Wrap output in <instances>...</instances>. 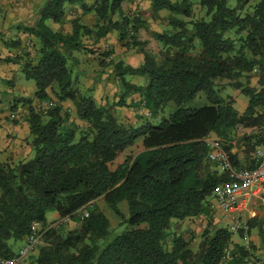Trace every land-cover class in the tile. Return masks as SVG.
Returning <instances> with one entry per match:
<instances>
[{
	"label": "trees",
	"instance_id": "obj_1",
	"mask_svg": "<svg viewBox=\"0 0 264 264\" xmlns=\"http://www.w3.org/2000/svg\"><path fill=\"white\" fill-rule=\"evenodd\" d=\"M127 1L89 5L87 0H48L35 25L23 28L36 40L35 56L18 58H25V76L36 84L34 99L40 104L56 99L59 105L40 109L33 98H15L28 107L33 157L0 162V262L17 255L10 243L24 242L33 223L46 231L32 264H245L252 253L238 245L233 258L224 262L233 236L227 227L205 229L197 252L191 240L169 230L175 220L208 218L209 200L228 181L225 173L209 172L216 164L208 160L207 141L213 133L223 140L222 148L236 167L243 166L231 153L238 127L257 129L242 144L248 166L249 155L264 147V0H201L206 17L199 20H193L192 0H152L154 11L170 13L169 29L152 32L163 47L162 60L147 49L148 41H140L145 23L124 13ZM77 5L95 13L93 26L79 18L69 33L48 25H63L68 7ZM112 32L122 46L138 50L144 63L139 68L122 60L107 63L104 57L110 58L111 51L101 53L100 75H113L119 86L118 101L106 105L93 88L78 87L76 55L87 50L85 38L97 42ZM2 45L20 48L21 40H4ZM256 72L259 89L252 86ZM221 82L248 99L244 113L235 108L234 99L222 95ZM200 93L209 105L186 109ZM134 95L152 120L169 103L176 110L158 124L151 120L128 127L116 108L137 107L127 103ZM66 102L75 107L76 120L87 124L85 130L71 120L73 111L64 108ZM124 202L127 213L120 208ZM50 212L60 221L73 220L75 227L51 226ZM110 216L117 218V227L126 226L112 239ZM249 225L259 229L264 243V218Z\"/></svg>",
	"mask_w": 264,
	"mask_h": 264
},
{
	"label": "crops",
	"instance_id": "obj_2",
	"mask_svg": "<svg viewBox=\"0 0 264 264\" xmlns=\"http://www.w3.org/2000/svg\"><path fill=\"white\" fill-rule=\"evenodd\" d=\"M27 0H0V32L6 29H10L13 27L15 24V20L19 21L17 25V30L13 29L16 38L21 40V46L20 48L15 49V52L10 54L9 50H6L2 47H0V62H1V70H0V162H13V163H18L19 161H25L28 159H31L33 157V152L32 149L28 143V139L30 137V124L28 122V107L23 103V102H16L15 98H33V106L36 108H40L41 104L39 101L34 99L35 93L37 91L36 86L28 85L24 80L21 81V79H18L19 81H15V75L16 73L19 74L17 78H26L21 77L20 75V69L23 71L22 65L20 66L17 63H12L9 62L7 64L6 59H12V58H20L24 53H30L31 55H34V49L33 46L36 43V40L30 36L29 34L25 33L23 30L24 27L27 26H33L39 19V12L35 13L37 8L39 6H42L45 3L44 1L37 2L35 4L34 2L30 4ZM90 2V1H88ZM26 3V5H25ZM92 5V4H91ZM25 6H28L25 8ZM44 6V5H43ZM123 11H124V5H123ZM81 15L80 17H83V20L85 21L84 24L86 26H93L95 24L96 18H95V13L94 12H89L85 13L84 11L80 10ZM14 17V21H13ZM66 23V22H65ZM59 25V24H54L52 25V28L55 31H63L65 33H69L72 31V28L70 26L68 27L66 24ZM116 37V33L112 32L108 34L105 38L97 41L96 43L92 42L91 40H87L85 43L86 49H93V50H98V49H104L105 46L108 43H105V41L109 37ZM104 45V47H103ZM108 46V45H107ZM121 45H117V47ZM100 49V50H101ZM123 52H126L125 48H121ZM89 53H84L83 51L79 54L76 55V57L79 59L80 64H79V70L78 73H75V78L78 79V83L80 88L85 87V88H93L94 89V96L97 98V92L102 91L106 92L105 93V99L108 98L107 96L108 93H110L109 97L112 99L115 97V92L112 91V88H108V85L106 82L103 83L102 79H91V77H106L108 76L109 78L106 80L109 84L115 85L116 81L113 75L111 74H102L100 75L99 71L95 72L97 70L95 67H93L91 63L92 60L95 61V56L91 54L90 51ZM134 55V56H133ZM35 56V55H34ZM127 58L122 59L123 61L127 62V64L139 68L143 65L144 63V57L143 55L139 54H133L129 53L127 54ZM22 60V59H21ZM25 60V58L23 59ZM22 60V61H23ZM12 61V60H11ZM18 71V72H17ZM131 81H136L137 79L139 80L138 77H133L130 78ZM13 80V81H12ZM12 81V82H11ZM21 81V82H20ZM102 81V82H101ZM113 82V84H112ZM136 83V82H133ZM102 85H107L105 88L101 87ZM137 84V83H136ZM29 87V89H28ZM101 92V93H102ZM239 92V91H238ZM240 93V92H239ZM238 93V95H239ZM238 95H231L236 103L235 106H237V102L241 103L239 112L244 113L246 111V108L248 106V99H241ZM241 96V95H240ZM9 99V100H8ZM98 100V98H97ZM102 99H99V102ZM106 102V101H105ZM104 104V102H102ZM63 105L67 107H73L71 111H73V115H75V107L70 103L66 102ZM24 106L23 108H21ZM15 108V109H14ZM25 109V110H23ZM18 116V119L15 120L14 117ZM74 117V116H73ZM77 124H79L81 121L78 122L75 121ZM257 132V129H251L247 130L244 129L243 127H238L235 131H233V146L231 149V153L233 155H237L238 161L241 165L243 166H248L250 161L248 162L245 158L247 153L245 152V147L242 145L244 142L240 143V140L247 135V138H249L250 135L255 134ZM246 138V139H247ZM245 139V140H246ZM209 144L210 148V143L209 140L207 141ZM213 144V143H212ZM211 149V148H210ZM210 154V150H209ZM253 154H250L251 156ZM208 160H209V155H208ZM213 163V162H212ZM215 163V162H214ZM218 164V163H216ZM242 166V167H243ZM240 167V168H242ZM219 172H221L220 169H217ZM212 203V209L215 211L219 212V214L223 215L224 219L229 222L230 218L228 215L222 211H220L216 205L215 199L213 197ZM255 210V209H254ZM258 212V210H257ZM260 214V212H258ZM257 214V215H258ZM56 220L59 219V215L56 213L55 214ZM258 216H255L253 219L257 218ZM201 219H206V217H200L196 219H189L184 222H178L177 224V230L179 231V235H183L184 238H186V234H195V233H200L201 228L199 225V220ZM252 220V219H251ZM256 228H253L250 233V238L248 241H245L244 239H241L238 235H233L231 238L232 241V250H237V246H241L246 248V250L251 251L250 257L247 258L248 261H246L245 264H250L251 257L254 254V249L247 248L248 243L250 245H263L264 243L261 242L259 233L257 232L256 235H254V231ZM25 242V241H24ZM23 242V245H24ZM248 242V243H247ZM261 246V249H264V247ZM198 249V248H197ZM198 251V250H197ZM195 251V252H197ZM259 253H262L264 255V250ZM264 259V256L262 257L261 261ZM261 263V262H260ZM257 263V264H260Z\"/></svg>",
	"mask_w": 264,
	"mask_h": 264
},
{
	"label": "rangeland",
	"instance_id": "obj_3",
	"mask_svg": "<svg viewBox=\"0 0 264 264\" xmlns=\"http://www.w3.org/2000/svg\"><path fill=\"white\" fill-rule=\"evenodd\" d=\"M27 1L30 4H32L33 2L35 4H37V2H40V1L42 2L44 0H27ZM27 1H26V3H27ZM47 1L48 0H45V3ZM88 1H90V2H88ZM95 1L96 0H87L89 5L94 4ZM172 1H177V0H172ZM200 1L201 0H192V2L194 3V9H195V14H194L195 18L193 20H199V19H202V18L206 17V11L201 8ZM256 2H257V0H256ZM26 3H25V5H26ZM45 3L43 5H45ZM253 3H255V2H253ZM231 4L234 5L235 2L233 1V2H231ZM43 5L39 6L35 13L40 12V10L43 8ZM27 7L28 6H25V8H27ZM80 10H82V8L79 5L73 6V7H68V16H67V20H66L67 24L65 23L68 27L70 26V28H72L73 20L78 19V18L80 19L81 23L84 24L85 21L83 20V17H80V15H81ZM124 13L129 15V16H131V18H136V17H140L141 18L142 22L145 23V27L140 31L139 39L142 42H144V40L148 41L149 44L147 46V49H149L151 52H153L157 56L158 60H162L163 59V56H162L163 47H162V45H160L157 42L156 39H154V37L152 36V32H164V31L169 29V27H168V16H169L170 13L167 12V11H160V12L154 11L153 8H152V0H129V1H127L124 4ZM115 18L119 19V16L117 15ZM13 21H14V17H13ZM18 22L19 21L15 20V22H14L15 24L13 25L12 28L6 29V30H3L2 32H0L1 33V35H0V47L4 48L6 50H9L10 54L11 53L13 54L15 52V49H17V48H14V49L13 48H5L2 45V41L6 40V41L10 42L11 40H14L16 38L15 34H13L14 33L13 29L17 30ZM48 25L52 27V25H54V24H52L49 21ZM87 40H91L92 42L96 43V41H94L92 38H85V42ZM105 43H108L107 44L108 46L106 45L104 49L100 48L101 50L100 49H98V50H93V49L83 50L84 53H89L88 51H92L91 54L95 56V61L92 60L91 63H90V64L93 65V67H95L97 69V70H95V72L101 70L100 59H101V57H103L101 55V53H107L108 51H111L112 56L110 58L104 57V59L106 60L107 63H109V61H111L112 59H115L116 61H121L122 59L127 58L128 57L127 54L129 55V53L142 55V54L138 53V50H128L127 48L122 46L123 44L119 42L117 33H116V37L113 38V37L110 36L105 41ZM117 45H121L120 48H119V46L117 47ZM103 47H104V45H103ZM121 48H125L126 52H123L121 50ZM32 56H34V55H32ZM22 60L18 59V58H12V59L7 58L6 62H7V64H9V62H12L14 64L17 63L20 66L22 65V67H23L24 60L23 61ZM125 63L127 64V62H125ZM1 69L2 68H1V62H0V70ZM78 70H79V67H77L75 69L76 74L78 73ZM19 71H20L21 77H25L24 74H23L24 72H22L21 69ZM18 76H19V74L16 73L14 82L15 81L17 82V81H19L18 79H21V81L24 80L28 85L30 84L32 86H36V84H35V82L33 80H28L27 78H17ZM93 78H95V79H100L101 78L103 83L106 82V84L108 85V88H109V85H110V88H112V91H116L115 92V97H113L112 99L109 98V97L112 96V95L110 96V93H108V95H109V96H107L108 98L105 99V93L106 92H102V91L97 92L98 101L101 98L102 99L101 101L104 102V104H106V105H108V104L112 105V104L116 103L118 101V93H119L118 84L111 85L110 82L108 84V82L106 81L109 78L108 76H106V77H91V79H93ZM128 79L131 81L130 77ZM243 81L246 82V80H243ZM133 82H136L138 84H143V83H145V80L142 79V78H139V80L137 79L136 81H133ZM112 84H113V82H112ZM107 85H102L101 84V87L105 88ZM221 85L225 86V88L223 89V92H222V95L224 97H226L228 99H234L231 95H233V94L234 95H238V93H239L238 90H235V89H233V87L229 86L228 82H221ZM252 86L256 87L257 89H259V75H258L257 72L254 75H252ZM28 89H29V87H28ZM238 96L241 99H246L240 93H239ZM234 101H235V99H234ZM140 102H141V100H140L139 95H134V96H132L131 98H129L127 100V103L129 105L135 104V105H137V107L129 106V107L116 108V110H118L120 112L119 114L117 112V116L119 117L121 122L126 124V126H128V127H139L141 125H145L147 122H150L152 120L153 117H152V115H149L150 114L148 112L149 110L147 108H145L143 105H140ZM235 103H236V101H235ZM56 105H59V103L57 102L56 99H53V101L42 103L40 109H48V108L55 107ZM208 105H209V102L207 101L206 96L204 95V93H200V94L197 95V97L193 101L187 103L185 105V108L188 109V110H193V109H200V108L208 106ZM240 105H241V103L237 102V106H235V108L237 110L240 109L242 107V105H241V107H240ZM63 106H64L65 109H69V110L70 109L72 110V108H73V107L71 108L70 106L69 107H67L65 105H63ZM23 107L24 106H22L21 108H23ZM23 110H25V109H23ZM175 110H176V105L174 103H169L163 109V111L158 114V116H157L158 118L153 119L151 122L155 123V124H158V123H160L162 121L163 118H169V115L171 113H173ZM71 120L77 121L75 115H71ZM78 122H79V120H78ZM78 125L81 128H83L84 130L88 127L87 124L85 122H83V121H81ZM208 140H209V142L215 141V142L219 143L221 149H222V147H224L223 140L221 138H219V136L217 134H215V133H213V135H211L208 138ZM211 152H213V150L210 151V153ZM209 162L211 163L212 161L209 159ZM217 169H220V166L218 164H212V169H210L209 172H215ZM209 201L210 202L213 201V197ZM120 208H121L123 213H127L128 212V205H127L126 202L121 203ZM55 214H56L55 212H50L47 215V220L52 225H56V224H59L60 222H62V221H60L58 219L56 220ZM257 216L259 218H264V212H260V214H258ZM110 217H111L112 227L114 228V229L111 230V236L109 238V239H112L116 235L121 234L123 231H125L126 226L122 225L120 227H117L118 223H119L117 218H115L113 216H110ZM178 222L179 221H176V220L173 221L172 227L169 230V233L171 235L173 234V232L176 233L177 235H179V231L180 230L179 231L177 230ZM60 224L62 225V228H65L67 230H70V229L75 227V223H74L73 220H72V222L67 220V221L62 222ZM229 224H230V222H227V220L224 219L223 215L219 214V212H217L214 209H212L211 214H210V216L208 218L199 220V225H200V228H201L200 233H198V234L197 233H195V234H193V233L192 234H186L187 235L186 238L191 240L192 249L194 251H197L199 249V244H200V242L202 240L201 239V235H202V233L204 232L205 229L209 228V230L211 232H213L217 228H224V227L229 228ZM253 231H254L253 232L254 235H256L257 232L259 233V229H257V228L255 230H253ZM10 244L13 247V251H15L16 253L23 246V242L21 244L20 243L14 244V242H12ZM261 246H263V245H261ZM261 246H259V245L258 246L255 245V247L253 245L250 246L251 249H254V254L251 257L250 264L260 263L262 257L264 256V255H262V253H259V252H261V250L262 251L264 250V249L260 248ZM36 254L37 253L31 255V257L28 258V260L26 261L25 264H32V262L35 260V258L33 256H36Z\"/></svg>",
	"mask_w": 264,
	"mask_h": 264
},
{
	"label": "built area",
	"instance_id": "obj_4",
	"mask_svg": "<svg viewBox=\"0 0 264 264\" xmlns=\"http://www.w3.org/2000/svg\"><path fill=\"white\" fill-rule=\"evenodd\" d=\"M14 119L17 120L18 116ZM209 143L210 151L213 150L209 154V159L213 163H218L221 172L225 173L228 179L227 182L221 184L215 190L213 197L216 205L220 211L226 213L230 218V232L248 241L251 232L250 220L257 216L258 212H264V147H258L255 150L251 159V166L240 168L233 164L230 155L223 148L221 149L219 143L215 141ZM88 215L86 213L85 217ZM67 220H62V222ZM59 224L51 226L55 227ZM45 231L38 223H33L30 233L17 255L2 260L0 264H23L29 256L36 253ZM250 246L248 243L247 248L249 249ZM232 258L233 250L232 247H229L226 249L223 260L227 262Z\"/></svg>",
	"mask_w": 264,
	"mask_h": 264
},
{
	"label": "water",
	"instance_id": "obj_5",
	"mask_svg": "<svg viewBox=\"0 0 264 264\" xmlns=\"http://www.w3.org/2000/svg\"><path fill=\"white\" fill-rule=\"evenodd\" d=\"M246 138H247V135H245V136L240 140V143L244 142Z\"/></svg>",
	"mask_w": 264,
	"mask_h": 264
}]
</instances>
